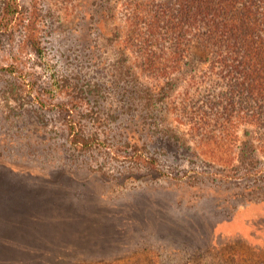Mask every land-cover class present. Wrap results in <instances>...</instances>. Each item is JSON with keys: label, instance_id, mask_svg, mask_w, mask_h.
<instances>
[{"label": "rangeland", "instance_id": "1", "mask_svg": "<svg viewBox=\"0 0 264 264\" xmlns=\"http://www.w3.org/2000/svg\"><path fill=\"white\" fill-rule=\"evenodd\" d=\"M123 1L0 0V264L258 262L261 109L195 58L156 75L171 48L128 49ZM228 102L236 144L199 147Z\"/></svg>", "mask_w": 264, "mask_h": 264}, {"label": "trees", "instance_id": "2", "mask_svg": "<svg viewBox=\"0 0 264 264\" xmlns=\"http://www.w3.org/2000/svg\"><path fill=\"white\" fill-rule=\"evenodd\" d=\"M122 4L125 5L128 27L124 26L122 30L125 36L122 43L129 45L128 49L137 45L138 40L146 46L145 51L159 41L168 43L171 48L168 64L160 61L161 56L158 59L151 53L153 61L163 66L161 70H154L156 75L164 74L166 70L182 73L181 67L192 66L190 58H195L205 67L201 70L204 71L199 79L201 82L215 78L219 87H226L217 101H235L237 96H243L246 101L257 103L261 118L256 119V113L252 112L250 118L255 119L244 124L259 125L264 132V0H125ZM193 97L191 93L185 100ZM231 104L216 105L219 108L216 111L220 113L215 114L214 125L202 120L192 121L195 131L210 133L208 141H199V147L209 142L217 144L218 151L234 147L236 143L225 142L227 134L239 129L242 122L223 117ZM82 140L84 145L87 144V139ZM251 146L255 152L256 146ZM252 162L258 161L252 157L250 165ZM245 168L233 176H249L257 170L252 166ZM251 264H264V258Z\"/></svg>", "mask_w": 264, "mask_h": 264}]
</instances>
